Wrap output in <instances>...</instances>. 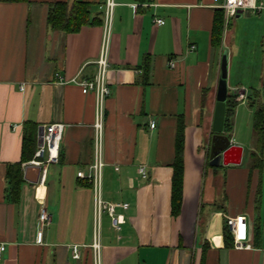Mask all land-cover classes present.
I'll return each mask as SVG.
<instances>
[{
  "label": "crops",
  "instance_id": "0c3cea01",
  "mask_svg": "<svg viewBox=\"0 0 264 264\" xmlns=\"http://www.w3.org/2000/svg\"><path fill=\"white\" fill-rule=\"evenodd\" d=\"M56 1L75 0L0 2V264H93L89 245L96 235L101 264H264V147L260 176L250 170L254 106H262L264 117V9L239 12L226 25L223 19L221 43L213 47V0H114L100 158L102 199L128 204L116 208L124 219L116 231L106 213L97 227L92 184L77 176L89 175L95 160L96 106L92 92L70 82L96 73L105 0H81L90 5V19L100 21L73 33L48 26ZM244 19L254 20L249 49L241 47L242 26L235 23ZM224 50L236 106L230 130L222 132L230 147L213 168L209 148ZM242 54L249 58L238 61ZM238 88L245 90L243 101L236 99ZM54 122L64 124L59 162L39 185L37 168L25 164L33 155L22 159L25 123L35 125V149L39 129ZM180 125L182 203L173 216L171 164ZM17 164L15 199L7 172ZM41 204L50 223L37 242ZM227 218L237 220L240 247L234 237L226 244ZM74 244L83 245L79 259L71 256Z\"/></svg>",
  "mask_w": 264,
  "mask_h": 264
},
{
  "label": "built area",
  "instance_id": "2783aa9c",
  "mask_svg": "<svg viewBox=\"0 0 264 264\" xmlns=\"http://www.w3.org/2000/svg\"><path fill=\"white\" fill-rule=\"evenodd\" d=\"M115 6L114 0H105L104 9L102 14V26H103V37L99 50V55L95 61L96 63V73L90 79H84L81 81L76 80L75 78L71 79L70 82H73L81 87L82 93L86 94L92 92L95 97V106H96V120L94 123L95 129V145H96V154L95 160L91 165V173L89 175H84L81 171L77 173L78 177L87 178L93 189V215L95 223L98 227L100 217L102 213H106L110 219L111 227L118 231L120 230L121 224H123L124 219L121 213L116 212V208L120 207L122 210H126L128 207L127 203H109L102 199L101 196V168L103 162L100 158V134L102 130V117H103V105L106 97L109 94V87L106 82V73L109 66L108 63V46L110 39V26H111V15L113 8ZM213 7L221 9L223 12L224 25H226L230 19L236 17L239 12L245 11H260L264 9L263 0H213ZM157 24H163L162 19L155 20ZM170 66H173V62L170 61ZM58 77V76H57ZM58 80L65 82L61 77H58ZM22 88V87H21ZM236 99L238 101H243L246 99L244 89H236ZM150 127H154V123H150ZM64 129V124L60 122L49 123L42 128L40 131V143L37 144L33 157L28 161L27 165L33 166L38 170V183L39 185L43 184L45 181L47 167L51 164H57L59 162V151H60V141L62 137V132ZM39 138V134H38ZM138 173L145 177L144 166L138 168ZM50 223V215L45 209L43 204L40 205L38 217H37V242H41L42 239V230ZM226 225L229 232L233 235L234 241L238 247L241 246V243L238 242L237 232H238V223L234 218H227ZM83 245L74 244L71 246V256L73 259H79L80 257V248ZM93 264H101L100 260V245L98 242L97 235L95 236L93 242L89 245ZM5 250V244L0 243V256Z\"/></svg>",
  "mask_w": 264,
  "mask_h": 264
},
{
  "label": "trees",
  "instance_id": "16d2710c",
  "mask_svg": "<svg viewBox=\"0 0 264 264\" xmlns=\"http://www.w3.org/2000/svg\"><path fill=\"white\" fill-rule=\"evenodd\" d=\"M27 0H0V2H24ZM89 3L86 1L75 0L71 3L67 1H56L49 5L47 14V24L53 30H60L66 33H73L79 31L83 26H89L99 23L98 18L90 19ZM223 28V12L221 9H216L213 19V26L211 31V45L218 47L221 43V34ZM149 72L148 62L145 61L143 65V75L146 78ZM146 81V79H144ZM255 98V97H254ZM251 101V106L255 105L252 102L253 97L248 96ZM236 106L235 95L228 93L225 102V116H224V130H230L232 115ZM253 132L255 135V151L251 153L250 170L256 169L259 171V176L263 168L262 152L264 147V117L263 108L261 105L254 106L253 112ZM35 125L25 123V134L22 142V159L31 157L35 151ZM36 148V147H35ZM211 166L213 168L221 167ZM173 169L171 179V213L177 216L182 203V189H183V133L182 125L179 126L175 143V156L171 164ZM8 180L11 193L16 199L21 181L20 165H15L14 168H9ZM255 238L259 235V227L254 229ZM223 235L228 246H232L233 236L229 232L225 223Z\"/></svg>",
  "mask_w": 264,
  "mask_h": 264
},
{
  "label": "water",
  "instance_id": "95a60500",
  "mask_svg": "<svg viewBox=\"0 0 264 264\" xmlns=\"http://www.w3.org/2000/svg\"><path fill=\"white\" fill-rule=\"evenodd\" d=\"M227 51L224 50L220 62V76L217 83L215 106L213 112L212 131L214 135L211 139L209 148V165L218 166L222 164L225 150L230 147V140L227 136L223 135L224 130V116H225V102L227 99ZM40 131L38 143H40ZM224 163V162H223ZM225 164V163H224Z\"/></svg>",
  "mask_w": 264,
  "mask_h": 264
},
{
  "label": "rangeland",
  "instance_id": "374dc122",
  "mask_svg": "<svg viewBox=\"0 0 264 264\" xmlns=\"http://www.w3.org/2000/svg\"><path fill=\"white\" fill-rule=\"evenodd\" d=\"M235 23L239 24L240 26H242V28L240 30V33L238 34L239 39L241 41H244L242 43L241 47L249 49V46L251 45V42H250L251 41V34H252L251 27L254 25V20L244 19L241 22L236 20ZM245 58L248 59L249 56L242 54L239 57L238 61L242 60V59H245ZM242 80H244V79H242Z\"/></svg>",
  "mask_w": 264,
  "mask_h": 264
}]
</instances>
